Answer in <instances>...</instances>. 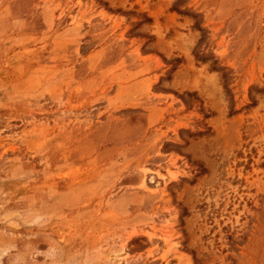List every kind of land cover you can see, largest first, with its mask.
Returning <instances> with one entry per match:
<instances>
[{
	"label": "rangeland",
	"instance_id": "374dc122",
	"mask_svg": "<svg viewBox=\"0 0 264 264\" xmlns=\"http://www.w3.org/2000/svg\"><path fill=\"white\" fill-rule=\"evenodd\" d=\"M0 264H264V0H0Z\"/></svg>",
	"mask_w": 264,
	"mask_h": 264
},
{
	"label": "trees",
	"instance_id": "16d2710c",
	"mask_svg": "<svg viewBox=\"0 0 264 264\" xmlns=\"http://www.w3.org/2000/svg\"><path fill=\"white\" fill-rule=\"evenodd\" d=\"M200 30V28H198ZM203 59V58H202Z\"/></svg>",
	"mask_w": 264,
	"mask_h": 264
}]
</instances>
